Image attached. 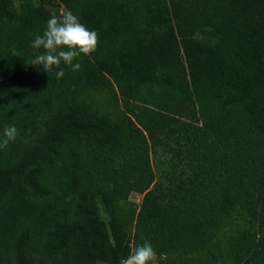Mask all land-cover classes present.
<instances>
[{"label": "trees", "instance_id": "16d2710c", "mask_svg": "<svg viewBox=\"0 0 264 264\" xmlns=\"http://www.w3.org/2000/svg\"><path fill=\"white\" fill-rule=\"evenodd\" d=\"M61 1L99 42L57 79L54 0H0V264H264V0Z\"/></svg>", "mask_w": 264, "mask_h": 264}, {"label": "clouds", "instance_id": "9594fccd", "mask_svg": "<svg viewBox=\"0 0 264 264\" xmlns=\"http://www.w3.org/2000/svg\"><path fill=\"white\" fill-rule=\"evenodd\" d=\"M98 34L89 30L71 11H62L59 15L53 13L47 21L43 33L35 34L31 46L35 50L43 49L34 55L32 65L42 66L50 73L54 69L57 79L65 75V65L73 72L79 71L80 63H73L81 54L91 56L98 47ZM18 134L15 126H6L3 138L0 139V149L14 142ZM157 253L151 243L145 242L135 246L131 253L120 261V264H156Z\"/></svg>", "mask_w": 264, "mask_h": 264}, {"label": "rangeland", "instance_id": "374dc122", "mask_svg": "<svg viewBox=\"0 0 264 264\" xmlns=\"http://www.w3.org/2000/svg\"><path fill=\"white\" fill-rule=\"evenodd\" d=\"M14 1L17 3V0H14ZM54 2H55L54 3L55 4L54 7H55L56 10H58L60 12L65 11V7L62 4V1L61 0H54ZM142 198H143V194H140V193H133L131 195V199L133 201H135L137 204H140L141 203ZM102 215H103V217H104L105 220H108V215L105 212H102ZM156 264H157V262H156Z\"/></svg>", "mask_w": 264, "mask_h": 264}]
</instances>
